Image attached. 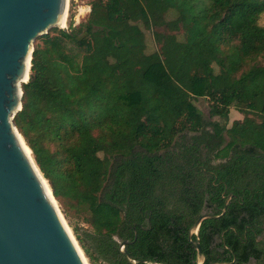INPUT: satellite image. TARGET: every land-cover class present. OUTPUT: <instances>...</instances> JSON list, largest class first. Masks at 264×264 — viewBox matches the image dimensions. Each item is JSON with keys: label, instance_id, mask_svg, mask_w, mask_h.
I'll return each mask as SVG.
<instances>
[{"label": "trees", "instance_id": "obj_1", "mask_svg": "<svg viewBox=\"0 0 264 264\" xmlns=\"http://www.w3.org/2000/svg\"><path fill=\"white\" fill-rule=\"evenodd\" d=\"M262 13L264 0H97L36 37L13 122L65 215L85 213L90 228H71L90 264H130L123 240L135 259L194 264L190 227L224 207L200 224L205 264H264ZM231 107L243 118L228 126Z\"/></svg>", "mask_w": 264, "mask_h": 264}, {"label": "water", "instance_id": "obj_2", "mask_svg": "<svg viewBox=\"0 0 264 264\" xmlns=\"http://www.w3.org/2000/svg\"><path fill=\"white\" fill-rule=\"evenodd\" d=\"M67 2L0 0V264H85L77 240L50 200L13 122L22 107L21 85L29 79L34 41L52 27L66 29L62 26ZM224 212L225 207L217 215L203 213L190 227L194 264L206 261L198 237L201 222ZM128 243L121 241L119 250L130 264H169L133 258L125 248Z\"/></svg>", "mask_w": 264, "mask_h": 264}, {"label": "rangeland", "instance_id": "obj_3", "mask_svg": "<svg viewBox=\"0 0 264 264\" xmlns=\"http://www.w3.org/2000/svg\"><path fill=\"white\" fill-rule=\"evenodd\" d=\"M97 0H68V6H67V19H66V29L68 30L69 25L71 23V26L76 27L79 23L84 22L89 14L90 11V3L96 2ZM174 17V14L172 12H169L166 14L167 19H172ZM259 25L264 26V13H262L258 19ZM183 28V25L180 26V30ZM155 30L159 31L161 35H164L168 33V27L165 24H159L154 27ZM136 31V30H135ZM54 32H50V34H53ZM146 34V44H147V51L152 52L157 48L161 56H165V49L162 42V39H158L157 41L153 39L152 33L149 30H145ZM41 46L42 40L39 39L37 41ZM221 52L218 50V55H220ZM260 59L258 58H252V63H259ZM194 104L197 106L199 110L202 111V113L205 116H209V109H210V101L208 99L204 98H197L194 99ZM243 115L240 114L238 111H236L233 107H231L229 111V117H228V126L231 125L233 120L235 119H242ZM213 119H218L217 117H214ZM48 182V181H47ZM57 201V200H56ZM60 212L62 213L69 229L71 230L73 236L75 237L71 224H76L78 226L83 227H89L88 224H86L83 221V217L85 216L84 212H76L74 209H67L68 216L65 215L62 206L57 201ZM90 228V227H89ZM76 239V238H75ZM80 246V245H79ZM83 251V250H82ZM84 253V252H83ZM85 255V254H84ZM86 257V255H85ZM87 258V257H86ZM88 263L90 264V261L87 258Z\"/></svg>", "mask_w": 264, "mask_h": 264}, {"label": "bare ground", "instance_id": "obj_4", "mask_svg": "<svg viewBox=\"0 0 264 264\" xmlns=\"http://www.w3.org/2000/svg\"><path fill=\"white\" fill-rule=\"evenodd\" d=\"M67 6H68V2H67ZM66 19H67V9H66V12H65V14H64L63 26H62V27H66ZM25 80H26V78H25L23 81H25ZM20 142H21L23 148L25 149V151H26L28 157L30 158V160H31L32 163L34 164V168H35L36 172L38 173V176L40 177V179H41V181H42V184H43V186H44V188H45V190H46V192H47V194H48L50 200L52 201V203L54 204V206H55V207L57 208V210L59 211L60 216L62 217V220H63L64 224L66 225V227L68 228V232H70V235H71L72 232H71V230L69 229V227H68V225H67V223H66V221H65V219H64V217H63V215H62V213L60 212V209H59V206H58V203H57L55 197L52 196V191H51L50 186H49L48 183H47V180L43 177V175L41 174L40 170L38 169V167L36 166V164H35V162H34V159H33V157H32V152H31L30 148L26 145V143H25V141H24V139H23L22 137H20ZM72 235H73V234H72ZM76 244H78V242H76ZM78 250H79L80 255L82 256V258H83L85 264H89L88 261H87V258L85 257V255H84V253H83V251H82V249H80V247H78Z\"/></svg>", "mask_w": 264, "mask_h": 264}]
</instances>
